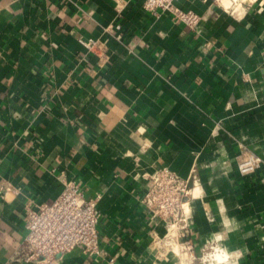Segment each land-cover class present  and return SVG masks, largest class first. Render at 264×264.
Instances as JSON below:
<instances>
[{
  "label": "crops",
  "instance_id": "1",
  "mask_svg": "<svg viewBox=\"0 0 264 264\" xmlns=\"http://www.w3.org/2000/svg\"><path fill=\"white\" fill-rule=\"evenodd\" d=\"M174 5L198 26L144 0H0V264H35L17 260L28 213L62 177L98 199L101 253L58 264H204L214 246L264 264V0ZM247 153L263 165L241 176ZM162 168L191 180L180 257L153 248L167 227L140 200Z\"/></svg>",
  "mask_w": 264,
  "mask_h": 264
},
{
  "label": "built area",
  "instance_id": "2",
  "mask_svg": "<svg viewBox=\"0 0 264 264\" xmlns=\"http://www.w3.org/2000/svg\"><path fill=\"white\" fill-rule=\"evenodd\" d=\"M175 0H144V8L153 14L158 11L172 14L176 23L194 29L200 23V16L192 11H183L174 5ZM250 0H230V7L249 3ZM224 5V0H216ZM226 7V6H225ZM81 43L89 49L96 48L93 40ZM105 63V62H103ZM263 165V159L255 153L245 154L238 162L241 176L254 174ZM147 187L140 200L153 218L161 219L167 232L164 236H154L153 248L164 256L180 257L181 248L192 253V243L180 242L179 233L188 226L182 215L185 199L192 196L190 179H183L167 168L154 171L147 178ZM62 191L56 200L43 204L28 213L27 235L17 260L35 264H58V256L80 249L93 256L101 253L98 225L100 212L98 199H87L80 186L64 177L61 178ZM200 261L206 264H220L225 255L218 246L205 249Z\"/></svg>",
  "mask_w": 264,
  "mask_h": 264
},
{
  "label": "bare ground",
  "instance_id": "3",
  "mask_svg": "<svg viewBox=\"0 0 264 264\" xmlns=\"http://www.w3.org/2000/svg\"><path fill=\"white\" fill-rule=\"evenodd\" d=\"M224 5L228 7L230 5V0H224Z\"/></svg>",
  "mask_w": 264,
  "mask_h": 264
}]
</instances>
